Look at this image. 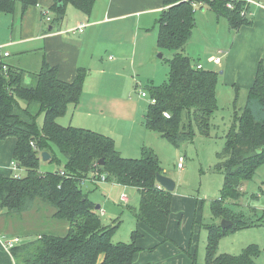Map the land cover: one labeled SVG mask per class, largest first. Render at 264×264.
<instances>
[{"label": "trees", "instance_id": "1", "mask_svg": "<svg viewBox=\"0 0 264 264\" xmlns=\"http://www.w3.org/2000/svg\"><path fill=\"white\" fill-rule=\"evenodd\" d=\"M97 0H55L49 14L42 19L59 26L67 15L68 5L90 16ZM229 0H163L164 11L158 19V47L172 52L169 59V80L161 86L150 87L156 103H151L145 115V126L175 147L194 140L198 134L210 136L212 118L218 110L217 86L219 74L199 69L192 59L183 54L196 27L193 3L209 7L219 17L226 18L232 29L249 25V16L241 15L245 3L235 2L229 10ZM39 0H20L21 12L35 6ZM17 0H0V13L15 14ZM0 49V142L16 140L15 161L25 169L21 178L0 175V216L21 215L30 211L36 200L53 207L50 219L64 222L61 232L54 228L22 242L11 250L16 264H138L140 249L135 240L142 237L133 233L132 243L111 242L119 224L105 226L96 210L97 204L83 194L81 183L91 174L106 181L115 179L124 187L138 190L141 201L138 221L167 239V228L172 213L173 196L161 188L157 175L163 173L160 160L150 148L142 149L141 159L123 158L114 140L98 132L65 127L58 122L71 105L80 103L85 76L80 70L72 83L58 77V69L44 63L32 83L27 84L24 70L16 69L5 60ZM7 67V71L4 67ZM239 94L234 102V122L226 135L225 150L218 154L215 170L224 176L222 197L211 205L215 220L232 221L222 229L219 224L208 227V243L204 263L196 258L192 264H257L256 246L248 247L241 255L218 254L220 240L231 231L248 228L253 223L243 213H234L225 205L227 199L238 201L244 183L252 179L264 165V65L256 72L253 86L245 103L238 108ZM169 113L170 118L164 116ZM44 116L43 126L38 120ZM55 148L66 158L64 169L42 173V154L57 160ZM104 160L103 166L99 165ZM59 161V160H58ZM64 171L65 175H61ZM59 228V227H58ZM64 229V230H62Z\"/></svg>", "mask_w": 264, "mask_h": 264}, {"label": "rangeland", "instance_id": "2", "mask_svg": "<svg viewBox=\"0 0 264 264\" xmlns=\"http://www.w3.org/2000/svg\"><path fill=\"white\" fill-rule=\"evenodd\" d=\"M17 3L19 9L20 0H17ZM71 8L75 10L74 7ZM201 8L205 7L197 4L194 34L184 48H186L185 54L191 57L194 65L202 62L205 70L215 71L219 74L218 110L211 121L210 136L198 134L193 141L175 147L155 132L146 131V129L143 134L137 129L133 131L134 116L128 117V110L124 112L125 116L119 117L118 126L113 125L123 133L116 139L114 136L112 138L116 150L123 158L141 159L142 149L150 148L160 160L161 168L163 172L165 171L162 174H166L165 176L175 182L176 188L172 192L174 206L171 213V220L175 224V230H172L173 238L167 234V239H165L138 221L137 213L141 197L136 188L121 186L116 183L115 179L103 181L96 178L93 181L92 175L81 183L83 194L97 206H101L97 212L103 224L105 226L119 224L118 229L111 237L112 243H132L134 232L139 231L142 234V237L135 240V245L140 249L136 255V262L141 261L143 264H192V260L195 258L198 263H204L208 243V227L222 223V220L214 219L211 211L212 203L222 197L224 186V176L215 170V166L218 163V154L225 150L226 135L234 122V102L237 93L235 88L226 81L231 77V73L225 75L222 67L208 62L210 55L221 56L218 51L220 44H215L213 41V38L218 37L217 33L213 32L214 21L216 24L217 18L209 7L204 11ZM13 18L12 14L0 13V39L9 34L10 30L5 22ZM224 35L226 34L224 33ZM7 50L13 55L5 60L14 64L13 60L17 55L12 51V48H7ZM171 57L172 52L159 49L153 60L156 71L146 70L149 75H155V78L149 77L142 82V75L136 73L139 77L138 80L142 82V84H138V81L134 82L131 94V99L135 101L133 104L137 108L136 113L138 106L146 111L152 103L151 85L146 86V84L155 80L156 84L163 85L169 80V59ZM27 83L30 82L27 81ZM142 92L146 93L148 97L142 98L140 96ZM240 95L238 108H242L245 103L246 92L244 89ZM140 102L143 104L140 105ZM140 115L137 116L138 123L146 127L145 116L139 118ZM63 120H66L65 117L59 118L58 122L65 127L71 126L70 120L67 122ZM43 122L44 116L42 115L38 120L40 127L43 126ZM86 123L88 122L86 121L84 124ZM83 127L93 129L88 126ZM12 143L14 142L10 139L0 142V175L4 173L8 177L12 176L9 171L13 160ZM55 156L58 159L54 161H44L41 158L40 171L42 173L64 169L66 158L57 148H55ZM181 157H184L183 170L178 168V161ZM122 194H126L130 199L129 205L121 201ZM36 202L38 203H34L30 211L21 215L5 214L0 217L3 220L7 219L8 229L12 230V233L19 234L22 242L34 240L41 232L54 227L55 232L62 233L60 226L62 227L64 222L60 223L50 219L52 211H54L53 207L41 203V200H36ZM225 205L234 213H243L245 220L253 225L239 231L229 232L220 240L217 253L238 256L248 247L256 246L259 254L254 258V261L257 264H264V165L257 169L252 179L244 183L240 199L238 201L227 199Z\"/></svg>", "mask_w": 264, "mask_h": 264}, {"label": "crops", "instance_id": "3", "mask_svg": "<svg viewBox=\"0 0 264 264\" xmlns=\"http://www.w3.org/2000/svg\"><path fill=\"white\" fill-rule=\"evenodd\" d=\"M54 1L39 0L37 5L29 7L25 12H21L19 8L13 14L14 18L5 22L11 33L0 39L1 53H9L6 57L8 59L13 53L7 48H12L17 55L13 60L14 64L6 60L7 63L25 71L26 83H32L33 77L39 73L44 63L56 67L59 79L67 83L74 82L79 71L84 70L86 76L80 103L71 105L64 116L66 120H63H70L73 127L87 129L83 126H88L93 128L89 130L116 139L123 133L113 125L118 126L119 117L125 116L124 112L128 110L127 116H134L133 131L137 129L142 134L144 129L149 131L137 120L138 115L141 114L139 118L145 116L149 107L145 111L138 106L136 113L137 108L131 94L135 81L142 84L149 77L155 78V75H149L146 70L156 71L153 60L159 51L158 19L165 9L163 0H97L90 16L68 5L63 23L52 26L41 15L44 12L50 16ZM254 1L260 2L263 7H251L248 14L251 24L244 25L239 30L232 29L226 18L219 17L213 11L217 18L213 32L218 35L213 41L220 44L218 51L221 56L210 55L208 62L222 67L225 75L231 73L226 81L235 88L240 98L242 89L247 96L255 82L258 66L261 63L264 65V0ZM205 8L201 10L204 11ZM82 24L85 27L80 32ZM212 58H220L221 64L212 62ZM199 64L204 65L202 62L197 65ZM136 73L142 75V82L138 80ZM147 85L156 87L162 84L158 85L153 80ZM140 96L148 97H143L142 94ZM141 104L143 103L140 102ZM86 121L88 123L84 124ZM9 139L14 142L11 148L13 155L16 140ZM9 171L11 172V167ZM2 176L8 177L4 173ZM173 206L174 200L172 209ZM6 221L7 219H0V264H16L12 252L5 247L4 240L21 236L12 233ZM173 229L175 230V224L170 216L167 234L172 238ZM136 263L143 264L141 261Z\"/></svg>", "mask_w": 264, "mask_h": 264}, {"label": "built area", "instance_id": "4", "mask_svg": "<svg viewBox=\"0 0 264 264\" xmlns=\"http://www.w3.org/2000/svg\"><path fill=\"white\" fill-rule=\"evenodd\" d=\"M237 1H241V2H244L245 3V6H244V9L242 10V13L241 15L243 17L245 16H248L249 14V10L251 9V7L253 6H256V7H263V5L260 3V2H257V1H254V0H229L226 4V7L229 9V10H233L235 9V2ZM194 7H196L197 3H193ZM51 19L50 18H47V21H50ZM85 27V24H82L80 26V32L83 31ZM5 57H8L9 56V53H4L3 54ZM212 62L216 63V64H221V59L220 58H212L211 59ZM198 68L199 69H202L203 66L202 65H198ZM4 70L7 71V67L5 66L4 67ZM142 96L143 97H146L147 94L142 92ZM152 103H156V100L155 99H152ZM164 116L166 118H170V115L169 113H165ZM11 174H12V177H15V178H21L25 169L21 168L15 161H13L11 163ZM178 168L180 170H183L184 169V157H181L178 161ZM61 175H65L64 171H61ZM93 176V181L96 180V178H98L99 174L98 173H93L91 174ZM101 179L104 181L106 180V176H101ZM85 180H83L84 182ZM121 201L125 204H128L129 202V198L126 194H122L121 195ZM21 243V238L18 237V236H13V237H10V238H5L4 240V245L5 247L11 251L12 249H14L16 246H18L19 244Z\"/></svg>", "mask_w": 264, "mask_h": 264}, {"label": "water", "instance_id": "5", "mask_svg": "<svg viewBox=\"0 0 264 264\" xmlns=\"http://www.w3.org/2000/svg\"><path fill=\"white\" fill-rule=\"evenodd\" d=\"M62 1L63 0H59V2H62ZM42 158L44 159V161H49L51 159V155L49 153L45 152L42 154ZM104 164H105V162L102 159L99 162V165L103 166ZM157 182L161 188H163L166 191L171 192V193L176 188L175 182L171 178H169V177H167L161 173L157 175ZM96 210H100V205H98L96 207ZM0 213H1V210H0ZM232 225H233L232 221L222 220V223L220 226L222 227V229H227V228L231 227Z\"/></svg>", "mask_w": 264, "mask_h": 264}]
</instances>
